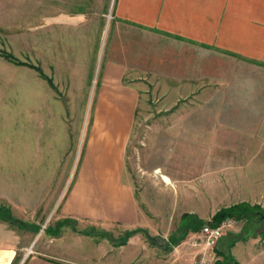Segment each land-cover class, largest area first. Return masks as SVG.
<instances>
[{
	"label": "crops",
	"instance_id": "0c3cea01",
	"mask_svg": "<svg viewBox=\"0 0 264 264\" xmlns=\"http://www.w3.org/2000/svg\"><path fill=\"white\" fill-rule=\"evenodd\" d=\"M39 5V0H31L30 60L35 76L29 132L15 145L17 150H31L30 159L39 167L31 170L32 177L48 182L60 160L65 166L71 160L70 141L76 140L87 117L91 76L96 72L100 76L80 165L57 207L56 220L73 219L80 230L116 226L123 232L149 231L153 226L149 212L140 209L133 186L124 179V170L140 98L149 87L156 90L155 83L158 91L161 86L166 89V96L188 100L186 108L197 129L196 160L248 162L238 175L246 178L247 194L249 190L262 194L264 0H45V8L41 0ZM241 202L248 203L247 197L232 205ZM6 225L0 220V264H82L59 262L42 253L21 255V245H9L17 235L10 234ZM239 225L224 235L240 233L243 225ZM178 226L179 221L170 235ZM74 234L94 241L92 252H85L90 264L101 259L95 247L101 249L104 239ZM136 235L123 246L128 251L122 257L124 264H145L140 260L142 250L131 244L139 239ZM259 242L237 241L230 252L242 264L240 258L249 254L253 258L256 245L264 252ZM173 250H162V264L167 263L164 255ZM70 253L83 258L78 249ZM182 259L169 264H182ZM248 259L244 264H255Z\"/></svg>",
	"mask_w": 264,
	"mask_h": 264
},
{
	"label": "rangeland",
	"instance_id": "374dc122",
	"mask_svg": "<svg viewBox=\"0 0 264 264\" xmlns=\"http://www.w3.org/2000/svg\"><path fill=\"white\" fill-rule=\"evenodd\" d=\"M39 4L41 8V0ZM42 7L45 8V0ZM30 32L31 0H0V206L8 208L16 218L45 228L58 218L57 207L76 178L92 115L94 91L100 76H97V72L95 76H91L87 117L76 140L70 141L71 160L66 166L60 160L54 171L53 167L49 169L47 172L53 173L52 177H48V182H43L39 176L32 177L31 170L39 167L36 161L30 159L31 150L26 151L22 147L17 150L15 147L19 140L28 137L26 135L30 126L32 83L35 76L29 67ZM107 36L106 30L102 47L106 45ZM4 52L11 54L23 65L17 66L4 60L1 57ZM154 86L156 90L152 91L149 87L148 92L140 98L126 148L124 170V179L133 186L140 209L145 213L149 212L147 218L155 225L149 231L146 230L154 241L148 242L139 233L136 235L139 239L131 243L142 250L140 260L145 264H162V250L158 246L174 231L183 213L196 214L208 221L217 210L246 197L248 204L264 210V186L262 194L258 191L252 193L251 190L247 194L245 187H248L244 184L246 178L238 175L248 162L196 160L197 129L192 127L193 114L186 108L188 100L166 96V89L161 86L158 91L156 83ZM43 88L42 93L46 97V83ZM50 90L55 92L53 85ZM68 159L69 156L66 161ZM63 170L68 173L62 174ZM208 172L212 174L208 175ZM160 175L168 177L172 185L166 186ZM261 224L257 226L258 231H264V223ZM6 226L12 230L13 233L10 234L17 235V238L14 236L9 239V245H21V255L42 253L59 262L80 261L82 264H90L86 260L85 252L93 248L94 241L90 243L74 234L71 229H63L65 235L55 241L46 237L44 230L34 234L9 223ZM240 227L237 224L232 232ZM103 229L115 238L123 233L116 226ZM21 232L23 236L20 235ZM24 235L31 238L24 239ZM193 235L189 234L172 253L164 255L166 264L182 256V264H194L200 258L205 260V264L221 260L213 249L193 246V243H198ZM256 239H260L259 245L264 247V239L260 236ZM101 243L104 244L101 249L95 247L102 254L101 262L98 260L95 264H124L122 257L128 252L126 247L114 248L105 239ZM256 246L253 258L251 254L240 258L242 264L248 258L255 264H264V252H259V246ZM73 249L80 250L83 258H73L75 255L79 257L78 253H70Z\"/></svg>",
	"mask_w": 264,
	"mask_h": 264
},
{
	"label": "trees",
	"instance_id": "16d2710c",
	"mask_svg": "<svg viewBox=\"0 0 264 264\" xmlns=\"http://www.w3.org/2000/svg\"><path fill=\"white\" fill-rule=\"evenodd\" d=\"M1 57L14 65H23L9 53H1ZM29 67L31 68V65H29ZM226 219H233L239 223L241 222L243 226L240 233H227L217 241L213 250L215 255L221 258V260H215L212 264H238L230 252V249L237 241H246L249 238H256L257 236L264 239V231H258L259 225L264 223V210L261 211L258 206L250 205L248 203L241 202L226 208H221L216 211L208 221H203L192 214L184 213L179 219L177 230L170 235L166 241L162 240V245L159 244L158 247L165 252H171L184 241V238L189 233H197L205 225L216 227ZM0 220L9 223L10 225H15L19 228L31 231L35 234L41 229L40 225L26 223L15 218L11 214V211L3 206H0ZM251 226H253V228H251ZM63 229H71L79 235L90 238L93 237L96 240L105 239L114 248L125 246L130 238L139 233L143 234V237L146 238L148 242L154 241V238L149 236L147 231L143 229L125 231L117 238L113 237L112 234L107 231L96 230L92 227L80 230L77 228V222L70 218L56 220L53 224L48 225L43 230L46 237L58 238L62 235L64 231Z\"/></svg>",
	"mask_w": 264,
	"mask_h": 264
},
{
	"label": "built area",
	"instance_id": "2783aa9c",
	"mask_svg": "<svg viewBox=\"0 0 264 264\" xmlns=\"http://www.w3.org/2000/svg\"><path fill=\"white\" fill-rule=\"evenodd\" d=\"M239 222L233 219H226L216 227L205 225L201 230L193 235L197 239L193 246H203V248L214 249L217 241L224 236L226 232L232 230ZM194 264H205V260L200 258Z\"/></svg>",
	"mask_w": 264,
	"mask_h": 264
},
{
	"label": "bare ground",
	"instance_id": "6f19581e",
	"mask_svg": "<svg viewBox=\"0 0 264 264\" xmlns=\"http://www.w3.org/2000/svg\"><path fill=\"white\" fill-rule=\"evenodd\" d=\"M156 173H158V171ZM160 178L163 181V183H165L166 185H169V186L171 185L170 181L166 177H164L163 175Z\"/></svg>",
	"mask_w": 264,
	"mask_h": 264
},
{
	"label": "water",
	"instance_id": "95a60500",
	"mask_svg": "<svg viewBox=\"0 0 264 264\" xmlns=\"http://www.w3.org/2000/svg\"><path fill=\"white\" fill-rule=\"evenodd\" d=\"M43 229H44V228H42V227H41V229H40V231H39V232H41Z\"/></svg>",
	"mask_w": 264,
	"mask_h": 264
}]
</instances>
